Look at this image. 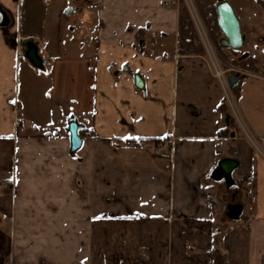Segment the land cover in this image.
<instances>
[{
    "label": "crops",
    "instance_id": "0c3cea01",
    "mask_svg": "<svg viewBox=\"0 0 264 264\" xmlns=\"http://www.w3.org/2000/svg\"><path fill=\"white\" fill-rule=\"evenodd\" d=\"M177 32L162 0H0V264H264V76L229 99Z\"/></svg>",
    "mask_w": 264,
    "mask_h": 264
},
{
    "label": "rangeland",
    "instance_id": "374dc122",
    "mask_svg": "<svg viewBox=\"0 0 264 264\" xmlns=\"http://www.w3.org/2000/svg\"><path fill=\"white\" fill-rule=\"evenodd\" d=\"M231 6L233 7L237 17L241 18L243 22V29L249 32V37L245 35V45L243 48L239 50H231L229 48L222 47L219 44V39L222 37L220 30L212 29L210 23L211 19L203 18L202 13L200 11V7L196 0H178V3L175 5L178 9L181 7H185L188 15L193 23L195 28L196 36L201 43L204 52L200 55L204 60L207 59L213 73L216 69H221L225 71L224 79L227 81L230 73L238 74L242 77V75H261L264 76V37L263 35L260 37H256L254 32H250L247 30V26H245V19L251 14L260 13L264 16V0H227ZM218 0H215L217 3ZM71 6V5H70ZM74 7V6H73ZM77 8L75 7V10ZM76 12V11H75ZM262 16V17H263ZM244 19V20H243ZM263 19H259L257 22H262ZM259 32H263L262 26L260 24L256 25ZM243 30V31H244ZM207 50V52H206ZM248 53V56L244 59H239L243 53ZM248 59V60H247ZM252 64H254V69L252 68ZM227 83V82H226ZM227 96L230 97V92L232 90L229 89V86L226 87ZM234 94V93H233ZM232 94V95H233ZM235 95H233V98ZM229 99L232 100L230 97ZM229 107V104L227 105ZM168 139L164 137L162 142L167 141ZM164 148V147H163ZM153 152V151H152ZM155 155V154H154ZM237 182L234 184L235 188H239L237 191L240 192V188L246 191L247 184L237 185ZM245 183V182H244ZM225 185H223L224 188Z\"/></svg>",
    "mask_w": 264,
    "mask_h": 264
},
{
    "label": "water",
    "instance_id": "95a60500",
    "mask_svg": "<svg viewBox=\"0 0 264 264\" xmlns=\"http://www.w3.org/2000/svg\"><path fill=\"white\" fill-rule=\"evenodd\" d=\"M216 20L222 37L219 39V44L222 47L229 48L231 50H239L245 45V35L241 31L239 19L227 0H218L215 6ZM27 58L35 65H39V59L36 56L35 48H30L26 52ZM248 56V53H243L239 59H244ZM241 76L238 74L230 73L227 79L230 89H234L239 85ZM135 86L138 89H144L143 81L139 75L134 76ZM70 138L71 148L77 150L81 146V139L77 132L76 125H70ZM237 162L233 159H223L219 162L218 172H222L226 180H229L230 173L236 166Z\"/></svg>",
    "mask_w": 264,
    "mask_h": 264
},
{
    "label": "trees",
    "instance_id": "16d2710c",
    "mask_svg": "<svg viewBox=\"0 0 264 264\" xmlns=\"http://www.w3.org/2000/svg\"><path fill=\"white\" fill-rule=\"evenodd\" d=\"M196 2L198 3L200 7V11L202 13L203 18L211 19L212 22L210 23V26L212 27V29L219 30L217 20H216L215 0H196ZM177 37H178L177 51L181 57L201 55L204 52V49L196 36L195 28L193 26V23L185 7H181L178 9ZM249 69L255 70L254 64H252V68L250 67ZM238 88H239V85H237L233 89V92L237 94ZM223 111H224V108H223ZM233 125H234V122H233V119H231L230 126H233ZM163 139L164 138H150V139H144V140L126 139L124 140V143L129 146L140 147L143 144H146L145 142H151L152 145H155L158 142L162 141ZM155 156L160 157L161 155H155Z\"/></svg>",
    "mask_w": 264,
    "mask_h": 264
},
{
    "label": "built area",
    "instance_id": "2783aa9c",
    "mask_svg": "<svg viewBox=\"0 0 264 264\" xmlns=\"http://www.w3.org/2000/svg\"><path fill=\"white\" fill-rule=\"evenodd\" d=\"M69 1L87 2L88 0H69ZM162 3L165 6L174 7L178 3V0H162ZM224 74H225V71H222L221 69L218 70V69L215 68L214 76L218 80H220L223 84H225V86H227L228 84L226 83L227 81H225V79H224ZM163 146H164V142H162V141H160L157 144L153 145V149H152L153 154H155V155L162 154Z\"/></svg>",
    "mask_w": 264,
    "mask_h": 264
}]
</instances>
